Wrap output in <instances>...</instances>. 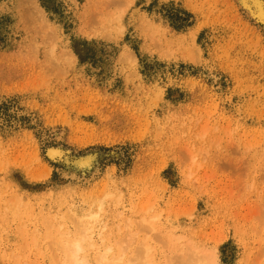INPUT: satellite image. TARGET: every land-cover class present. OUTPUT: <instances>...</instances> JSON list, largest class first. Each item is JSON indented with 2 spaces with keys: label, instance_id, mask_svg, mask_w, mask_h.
I'll list each match as a JSON object with an SVG mask.
<instances>
[{
  "label": "rangeland",
  "instance_id": "obj_1",
  "mask_svg": "<svg viewBox=\"0 0 264 264\" xmlns=\"http://www.w3.org/2000/svg\"><path fill=\"white\" fill-rule=\"evenodd\" d=\"M242 1L0 0V264H264Z\"/></svg>",
  "mask_w": 264,
  "mask_h": 264
},
{
  "label": "bare ground",
  "instance_id": "obj_2",
  "mask_svg": "<svg viewBox=\"0 0 264 264\" xmlns=\"http://www.w3.org/2000/svg\"><path fill=\"white\" fill-rule=\"evenodd\" d=\"M242 3L241 4H243L244 5V3H243V1L242 0H240ZM246 7V9H247V7L248 6H245ZM249 9V8H248ZM249 11V10H248ZM249 13H251V12H249ZM252 14V13H251ZM255 20H256V18H255ZM258 22V21H257ZM54 151H51L50 150V153H53ZM49 153V154H50ZM90 216V215H89ZM62 249H63V251H64V254H65V256L67 257H65V262H67V264H77V263H79V261H78V259H77V257H78V253L81 251V246H80V244H79V242H74L73 243V245L72 246H70L69 245V243H67V242H65V244L62 246ZM183 256V255H182ZM186 258H188V259H190V260H192V261H190V262H193V260L195 261L196 260V257L193 259L192 257H186ZM179 259H181V258H179ZM198 259V258H197ZM185 260V262L183 261V263L182 264H189L190 262L188 261V262H186L187 260L186 259H184ZM197 261H199V260H196V262ZM181 262H182V260H181ZM213 262V261H212ZM199 263H200V261H199ZM181 264V263H180ZM192 264V263H191ZM194 264V263H193ZM212 264H215V262L214 263H212Z\"/></svg>",
  "mask_w": 264,
  "mask_h": 264
},
{
  "label": "water",
  "instance_id": "obj_3",
  "mask_svg": "<svg viewBox=\"0 0 264 264\" xmlns=\"http://www.w3.org/2000/svg\"><path fill=\"white\" fill-rule=\"evenodd\" d=\"M253 15L264 26V10L257 0H249Z\"/></svg>",
  "mask_w": 264,
  "mask_h": 264
},
{
  "label": "trees",
  "instance_id": "obj_4",
  "mask_svg": "<svg viewBox=\"0 0 264 264\" xmlns=\"http://www.w3.org/2000/svg\"><path fill=\"white\" fill-rule=\"evenodd\" d=\"M183 15H184V17H186V18H188L189 17V15L188 14H186V13H183ZM175 17H176V15H175ZM182 20V19H181ZM182 27V26H181ZM181 27H177V29H181Z\"/></svg>",
  "mask_w": 264,
  "mask_h": 264
}]
</instances>
